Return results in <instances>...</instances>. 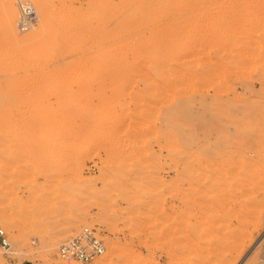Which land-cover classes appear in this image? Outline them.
Masks as SVG:
<instances>
[{
	"label": "rangeland",
	"instance_id": "1",
	"mask_svg": "<svg viewBox=\"0 0 264 264\" xmlns=\"http://www.w3.org/2000/svg\"><path fill=\"white\" fill-rule=\"evenodd\" d=\"M85 227L92 264H264V0H0V264Z\"/></svg>",
	"mask_w": 264,
	"mask_h": 264
},
{
	"label": "built area",
	"instance_id": "2",
	"mask_svg": "<svg viewBox=\"0 0 264 264\" xmlns=\"http://www.w3.org/2000/svg\"><path fill=\"white\" fill-rule=\"evenodd\" d=\"M19 9L18 29L25 33L33 29L38 16L36 9L32 6L20 4ZM11 248L8 233L0 228V249L9 253ZM106 252L107 248L100 233L95 229L85 227L59 246L58 257L70 264H92L102 258Z\"/></svg>",
	"mask_w": 264,
	"mask_h": 264
},
{
	"label": "bare ground",
	"instance_id": "3",
	"mask_svg": "<svg viewBox=\"0 0 264 264\" xmlns=\"http://www.w3.org/2000/svg\"><path fill=\"white\" fill-rule=\"evenodd\" d=\"M16 2L15 1H12L10 4H9V22H10V24L12 25H15V21H16V19H17V17H18V9H17V7H16ZM45 24V22L43 21V25ZM42 25V24H41ZM42 25V26H43ZM8 26H9V24H8ZM14 27V26H13ZM129 27V26H128ZM12 29H14V28H12ZM11 30V29H10ZM15 32V31H14ZM74 32V31H73ZM63 35V34H62ZM61 35V36H62ZM63 37V36H62ZM106 77V76H105ZM108 77V76H107ZM110 77V76H109ZM208 116V115H207ZM2 118V117H1ZM8 119V117L6 118V120ZM1 121H2V119H1ZM6 124V123H5ZM8 124V123H7ZM8 127V126H7ZM215 134V133H214ZM194 144V143H193ZM203 145V144H202ZM201 146V145H200ZM197 147V146H196ZM186 149V148H185ZM190 150V149H189ZM192 150V149H191ZM203 150V149H202ZM196 152V151H195ZM189 153V152H188ZM194 153V152H193ZM216 154V153H215ZM190 155V154H189ZM193 155V154H192ZM197 155H199V154H197ZM228 155V154H227ZM211 156V155H210ZM193 157V156H192ZM196 157V156H195ZM227 157V156H226ZM189 158H191V156L189 157ZM202 158V157H201ZM208 158V157H207ZM197 159V158H196ZM190 160H192V158L190 159ZM190 160L188 161V162H190ZM201 160V159H200ZM208 160V159H207ZM210 160V159H209ZM198 162V161H197ZM189 165H190V163H189ZM212 165V164H211ZM191 167V166H190ZM209 167V166H208ZM212 167V166H211ZM194 168V167H193ZM198 168V167H197ZM211 170V169H210ZM192 171V170H191ZM195 171V170H194ZM193 171V172H194ZM200 171V170H199ZM195 173V172H194ZM193 173V174H194ZM262 240H264V234L262 235V237L259 239V243L262 241ZM257 242V243H258ZM258 243V244H259Z\"/></svg>",
	"mask_w": 264,
	"mask_h": 264
},
{
	"label": "water",
	"instance_id": "4",
	"mask_svg": "<svg viewBox=\"0 0 264 264\" xmlns=\"http://www.w3.org/2000/svg\"><path fill=\"white\" fill-rule=\"evenodd\" d=\"M257 245H258V243H257ZM257 245H256V246H257Z\"/></svg>",
	"mask_w": 264,
	"mask_h": 264
}]
</instances>
